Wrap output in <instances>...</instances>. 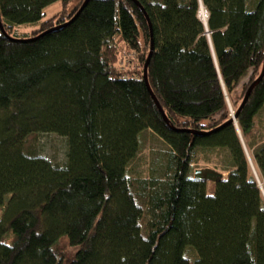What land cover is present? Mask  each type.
Instances as JSON below:
<instances>
[{
  "label": "trees",
  "instance_id": "trees-1",
  "mask_svg": "<svg viewBox=\"0 0 264 264\" xmlns=\"http://www.w3.org/2000/svg\"><path fill=\"white\" fill-rule=\"evenodd\" d=\"M136 1L91 0L51 31L85 0H0V264H264V79L228 124L263 70L264 0ZM149 23L170 125L143 80ZM147 131L170 151L131 178ZM48 134L64 163L37 151ZM215 151L229 175L207 187L193 164Z\"/></svg>",
  "mask_w": 264,
  "mask_h": 264
},
{
  "label": "rangeland",
  "instance_id": "rangeland-1",
  "mask_svg": "<svg viewBox=\"0 0 264 264\" xmlns=\"http://www.w3.org/2000/svg\"><path fill=\"white\" fill-rule=\"evenodd\" d=\"M73 7V6H72ZM71 7V8H72ZM63 10L61 4H56L52 7H49L45 11L44 20H48L59 14ZM202 20V19H201ZM203 21V20H202ZM31 29V27H24V29ZM34 28V27H32ZM130 55L133 62L129 68L132 71L140 70V66L136 61V56L134 54ZM124 63L122 61L117 65L118 70H123ZM244 85L240 86L236 96L234 97L235 101H238L239 97L242 94ZM232 101L233 98L231 97ZM232 103L230 107V112L234 115V111L232 109ZM261 120H264V112L262 113ZM258 136H261L260 130L257 133ZM37 151L49 158L50 160L57 163H64L66 160L67 154V141L64 138H61L56 135H41L38 137V140L35 144ZM140 152L137 158L132 162L130 167L128 168V175L131 178H139V179H147L151 177V172L153 169H156V164L161 162L163 164L165 161V156L168 154L170 149L167 145L155 134L150 131L143 133L140 136ZM193 164V172L192 176L195 177V173L199 170L212 169L224 175V178H227L229 173L224 171V168L228 164V155L223 151H215L212 153H202L198 152L195 156ZM260 181V180H259ZM207 184V187H209ZM262 187L264 188L263 184Z\"/></svg>",
  "mask_w": 264,
  "mask_h": 264
},
{
  "label": "water",
  "instance_id": "water-1",
  "mask_svg": "<svg viewBox=\"0 0 264 264\" xmlns=\"http://www.w3.org/2000/svg\"><path fill=\"white\" fill-rule=\"evenodd\" d=\"M91 0H85L84 4L82 5V7L80 8L79 12L74 16V18L72 20H70L69 22H67L66 24L60 26V27H56L55 29L51 30V31H54V30H57L59 28H62V27H65L67 25H69L70 23H72L80 14L81 12L85 9V7L88 5V3L90 2ZM133 1L139 8H142V6L136 1V0H131ZM143 12H145L143 10ZM146 14V13H145ZM206 15H207V12H206ZM147 19L149 20L148 16H146ZM207 19H208V15L206 16V20H205V24H207ZM149 26H150V30H151V46H150V52H149V55L147 57V60L145 62V66H144V71H143V80L144 82L146 83V86L161 114V116L163 117L164 121L166 122V124L170 125L169 123V120L166 116V114L164 113L162 107L160 106V103L158 102L156 96L154 95V93L152 92V89L149 85V81H148V68H149V65H150V61H151V58L153 56V53H154V39H153V31H152V25L151 23H149ZM2 32H5L4 29L2 28L1 29ZM51 31H48L51 32ZM264 79V64H263V70H262V73L260 75V77L249 87L245 97H244V100L237 112L236 115H232V119L228 122V124H234V125H237V120H238V117H239V114L240 112L243 110V108L246 106L252 92L254 91V89L262 82V80ZM171 128L173 129V127L171 126ZM194 134H198L197 132H193ZM200 134V133H199ZM198 134V135H199ZM255 176H256V179L258 180L259 184H260V188L263 190L262 188V184L260 183L259 181V178L257 176V174L255 173ZM224 178V175L215 171V170H212V169H205V170H199L195 173V180L197 181H203V182H206V183H213V184H217L219 183L220 181H222ZM263 193H264V190H263Z\"/></svg>",
  "mask_w": 264,
  "mask_h": 264
},
{
  "label": "bare ground",
  "instance_id": "bare-ground-1",
  "mask_svg": "<svg viewBox=\"0 0 264 264\" xmlns=\"http://www.w3.org/2000/svg\"><path fill=\"white\" fill-rule=\"evenodd\" d=\"M206 10L204 8H202L201 12H200V17L203 20V22H205L206 20ZM263 188V187H262Z\"/></svg>",
  "mask_w": 264,
  "mask_h": 264
}]
</instances>
